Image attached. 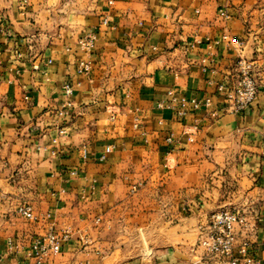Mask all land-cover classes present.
I'll use <instances>...</instances> for the list:
<instances>
[{"label": "crops", "instance_id": "obj_1", "mask_svg": "<svg viewBox=\"0 0 264 264\" xmlns=\"http://www.w3.org/2000/svg\"><path fill=\"white\" fill-rule=\"evenodd\" d=\"M239 56L259 93L231 113ZM221 210L264 264V0H0V264L51 230L43 264H229L199 246Z\"/></svg>", "mask_w": 264, "mask_h": 264}, {"label": "built area", "instance_id": "obj_2", "mask_svg": "<svg viewBox=\"0 0 264 264\" xmlns=\"http://www.w3.org/2000/svg\"><path fill=\"white\" fill-rule=\"evenodd\" d=\"M219 14L225 19H230L231 15L225 8L219 9ZM107 20H105L106 22ZM224 38H227L225 35ZM96 36L93 33L83 35L78 41L80 47L85 52H89L95 45ZM243 44L242 41L238 42ZM204 62L207 58L203 59ZM78 71L81 74H88L90 64L82 60L79 63ZM218 90L225 91V97L228 102V109L231 113H238L251 106L258 97L259 83L254 61L243 56L235 60V78L230 87L224 84L218 85ZM65 94L72 95V86H64ZM210 100L204 101L198 98L172 97V100L166 106L175 110L180 115H185L190 107L199 108L203 104L209 105ZM71 103L65 102V106ZM170 140V139H169ZM111 151V147L106 148V153ZM106 158L102 154L101 160ZM17 212L28 219H36L34 210L30 205H20ZM245 218L234 210H221L211 214L209 224L203 231L199 241V246L212 256L227 258L229 264H253V261L245 257L246 243L236 246L237 226L245 225ZM70 238L68 232L49 231L47 234L35 237L31 243L30 256L22 264H43L44 258L50 254H57L61 251L62 243Z\"/></svg>", "mask_w": 264, "mask_h": 264}]
</instances>
